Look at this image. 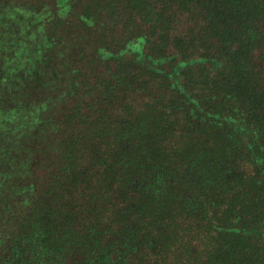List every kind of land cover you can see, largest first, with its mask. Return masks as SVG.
Wrapping results in <instances>:
<instances>
[{"label": "trees", "instance_id": "16d2710c", "mask_svg": "<svg viewBox=\"0 0 264 264\" xmlns=\"http://www.w3.org/2000/svg\"><path fill=\"white\" fill-rule=\"evenodd\" d=\"M35 4L0 41V264H264V0Z\"/></svg>", "mask_w": 264, "mask_h": 264}, {"label": "rangeland", "instance_id": "374dc122", "mask_svg": "<svg viewBox=\"0 0 264 264\" xmlns=\"http://www.w3.org/2000/svg\"><path fill=\"white\" fill-rule=\"evenodd\" d=\"M36 1L38 4V0H0V41H2L4 37L8 38L9 32L19 33L21 30H23V28H20L19 25L23 24L24 21H27L28 18H30V15H27V18H24L26 16L25 8L30 6L28 4H33ZM37 15L38 13H35L36 17H38ZM30 27L32 26L30 25ZM24 30L25 34H27L28 29L24 28ZM28 41L30 40H27V42ZM8 44L9 42L6 40L2 44L0 42V72L7 64L13 62L10 61L11 57H15V52L8 49L10 46L3 48V46ZM37 47L38 39L36 34L33 35V48ZM13 50L17 49L14 48Z\"/></svg>", "mask_w": 264, "mask_h": 264}]
</instances>
